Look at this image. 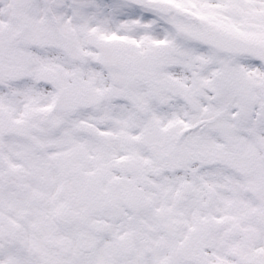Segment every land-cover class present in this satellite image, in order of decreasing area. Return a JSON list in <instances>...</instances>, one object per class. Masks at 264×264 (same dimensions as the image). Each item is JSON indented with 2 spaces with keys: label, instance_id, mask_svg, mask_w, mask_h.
Returning <instances> with one entry per match:
<instances>
[{
  "label": "snow or ice",
  "instance_id": "6c2138e0",
  "mask_svg": "<svg viewBox=\"0 0 264 264\" xmlns=\"http://www.w3.org/2000/svg\"><path fill=\"white\" fill-rule=\"evenodd\" d=\"M0 264H264V0H0Z\"/></svg>",
  "mask_w": 264,
  "mask_h": 264
}]
</instances>
